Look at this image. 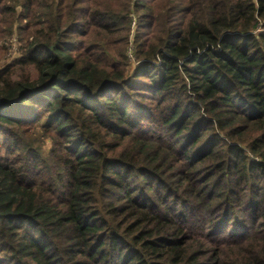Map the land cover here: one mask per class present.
Returning a JSON list of instances; mask_svg holds the SVG:
<instances>
[{
    "label": "trees",
    "instance_id": "16d2710c",
    "mask_svg": "<svg viewBox=\"0 0 264 264\" xmlns=\"http://www.w3.org/2000/svg\"><path fill=\"white\" fill-rule=\"evenodd\" d=\"M183 1L60 0L17 62L26 81L0 71V128L42 126L59 168L42 181L48 163L0 132V264H264V0ZM132 8L134 77L82 61L104 54L95 32L129 36ZM234 206L238 236L223 224L210 253Z\"/></svg>",
    "mask_w": 264,
    "mask_h": 264
},
{
    "label": "rangeland",
    "instance_id": "374dc122",
    "mask_svg": "<svg viewBox=\"0 0 264 264\" xmlns=\"http://www.w3.org/2000/svg\"><path fill=\"white\" fill-rule=\"evenodd\" d=\"M28 1L30 5L28 4ZM172 1L175 9H181L185 5L183 0ZM59 2L60 0H0V71L7 70L8 73H11L12 81H26V73L29 72V69L26 70L25 66H22L17 62L26 55L27 48L33 40L31 34L38 29L36 23L39 21H45L46 18L43 17H48L52 13V10L54 13H57L59 11ZM152 5L153 4H151V6ZM114 9L118 12L121 11L120 5L115 6ZM80 12V17H84V12L82 10ZM131 13L130 18L132 19V26L129 36L126 32H120L109 37L106 42L102 43L100 42L99 34L95 32L91 35V38H86L85 41L101 45L104 54L100 51H92L91 46H85L86 50L79 54L82 57V61L89 62L91 60L97 62L101 59L98 66L105 65L107 69L109 68L110 70V67H115L116 69L119 68V70L125 68L127 74H129L128 78L130 77V79H132L137 68V61L134 55L136 49L135 36L139 31V14L138 11L133 8ZM174 15L179 17V14L177 13ZM152 27H155L154 24H152ZM154 35H160L163 37L164 30L162 31L155 27L151 32V36ZM146 38H148V35H146ZM124 55H126V58L122 59L121 57ZM30 72H32L31 81H35L37 79V73L32 71V69H30ZM0 132L3 134V137L13 136L23 145H31L37 151L38 156L48 163L45 167L44 165L40 166L43 175L41 178L42 181H49L50 177H56L59 168L56 167L54 161L50 162L51 151L55 148L54 140L48 135V132L42 126L28 130H26L25 125L5 126L4 128H0ZM248 144L249 142L244 143L243 146L247 147ZM6 150L9 149L2 150L0 154L8 159L6 157ZM244 150L248 156L251 157V160L257 158L250 149ZM12 155L13 154H10V157H12ZM20 159H22V161L26 159V162H28V156L21 157L17 155L15 161H19ZM10 160L13 161L12 158H10ZM18 164L21 165V163ZM228 181L232 182L233 180L228 179ZM223 184L224 183H221L219 185ZM45 186H47V184ZM195 188L198 189V186L195 185ZM233 208L234 209H231L228 212H221V216L218 219L216 226L212 228L210 234L205 233L204 230H199L205 233V237L210 238V241L212 240L211 243L205 245V248L210 251V253L225 249V245H220L219 243L223 234L218 233L217 235L214 233L216 229L220 232L221 230L219 228H221L223 224H227L224 230L228 229L235 237L238 236V233L235 232V228L241 224L243 219H245V216L241 218L242 215L240 214V210H235V206ZM231 216L232 220L237 219L238 223H229L228 225ZM197 241L199 242L200 240ZM1 260L2 259H0V263ZM214 262L215 261L213 260L211 263L213 264Z\"/></svg>",
    "mask_w": 264,
    "mask_h": 264
}]
</instances>
